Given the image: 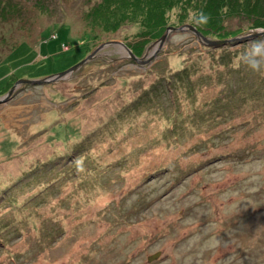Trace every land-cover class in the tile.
<instances>
[{"label": "rangeland", "instance_id": "rangeland-1", "mask_svg": "<svg viewBox=\"0 0 264 264\" xmlns=\"http://www.w3.org/2000/svg\"><path fill=\"white\" fill-rule=\"evenodd\" d=\"M0 1V97L103 42L99 0ZM246 41L172 32L150 64L112 46L19 84L0 104V264H264V36ZM188 60L193 87L152 94Z\"/></svg>", "mask_w": 264, "mask_h": 264}, {"label": "trees", "instance_id": "trees-1", "mask_svg": "<svg viewBox=\"0 0 264 264\" xmlns=\"http://www.w3.org/2000/svg\"><path fill=\"white\" fill-rule=\"evenodd\" d=\"M173 8L195 11L196 16L191 19L189 15L182 14L178 17V24H171L168 12ZM4 9L7 7L2 8L0 4V11ZM85 17L91 22L90 26L94 31L91 39L101 38L103 42L117 39V35L114 34L127 24L139 25L141 30L135 40L127 39L126 42L136 56L142 57L146 49L160 39L165 31L172 26L192 24L205 37L213 41L233 39L248 33V31L264 29V0H99ZM231 19L238 20L242 26H237L234 29L227 28L226 24ZM100 32L106 35L102 36ZM87 36L90 41L89 34ZM58 38L57 34L55 39ZM259 40H261L260 37L254 38L253 43ZM222 51L225 52L223 58L226 59L230 52L227 48ZM246 58L247 61H251L250 57L246 56ZM218 64L220 66L227 65L222 62ZM195 65L196 63L192 60H188L184 68L179 69L168 78L161 79L160 86L154 85L152 94L160 93L161 87L165 88L168 93L170 87L176 99L180 90L178 85L182 82L188 84L193 82L192 78L196 74ZM193 84L194 82L190 87H193ZM2 93L0 92V94Z\"/></svg>", "mask_w": 264, "mask_h": 264}, {"label": "water", "instance_id": "water-1", "mask_svg": "<svg viewBox=\"0 0 264 264\" xmlns=\"http://www.w3.org/2000/svg\"><path fill=\"white\" fill-rule=\"evenodd\" d=\"M192 32L193 34L196 35L197 40L199 41V43L201 44H206L209 46H222V45H226L228 43H232V42H241V41H245V40H250L253 37H258V36H264V29H258L256 31H251L248 32L244 35H240L237 36L233 39H228V40H222V41H213L211 39H209L208 37H205L200 31L197 30L196 27H194L192 24H184L182 26L179 27H169L165 33L161 36L160 39H158L157 41H155L154 43H152L146 50V52L144 53V55L142 57H138L136 56L132 50L123 42V41H119V40H110V41H106L101 43L98 47H96L85 59H83L80 63H78L77 65H74L73 67L69 68L68 70L59 73V74H55V75H51L48 76L44 79L41 80H20L18 81L13 88L9 91V93L5 94L4 96L0 97V104H5L10 97L12 96L13 91L17 88V86L19 84L22 83H27V84H34V85H44V84H49V83H57V82H61L67 79H70L71 76L78 70L80 69L85 63L92 61L96 58H102L104 56H107L106 54H103L102 50L108 48V47H118L119 50L121 51H125L128 55L127 57L131 58L133 61H135L138 64H150L154 58V56L160 52L166 44V41L169 38V35L172 32ZM124 52V53H125ZM147 57V59L145 60V58ZM158 257V254L153 255L151 257L148 258L149 261H152L154 259H156Z\"/></svg>", "mask_w": 264, "mask_h": 264}, {"label": "clouds", "instance_id": "clouds-1", "mask_svg": "<svg viewBox=\"0 0 264 264\" xmlns=\"http://www.w3.org/2000/svg\"><path fill=\"white\" fill-rule=\"evenodd\" d=\"M253 48H254V50L259 49V50L256 51V52H259L260 51V43L257 42L256 44H254ZM261 58H264V57H259V58L255 57L253 62L249 66L252 67L255 70V68L258 66L257 62Z\"/></svg>", "mask_w": 264, "mask_h": 264}]
</instances>
